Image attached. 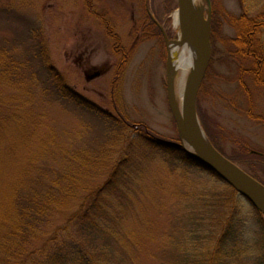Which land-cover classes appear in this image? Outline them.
<instances>
[{"label": "rangeland", "instance_id": "obj_1", "mask_svg": "<svg viewBox=\"0 0 264 264\" xmlns=\"http://www.w3.org/2000/svg\"><path fill=\"white\" fill-rule=\"evenodd\" d=\"M205 7L204 18L209 13L211 21L214 12L219 28L214 45L210 43L206 86L196 97L200 127L224 159L243 157V145L253 154H264V85H257L247 74L250 64L241 65L230 56L227 43L236 34L233 19L264 13V0H205ZM176 10V0H0V54L7 50L21 62V84L0 80V214L18 189L35 180L37 168L49 180L66 156L82 159L95 148L115 145L105 138V129L112 124L101 116L75 103L41 96L43 82L52 84L57 80L55 74L70 90L103 111L140 125V131L153 139L168 143L179 139L183 146L166 97L167 66L177 57L170 56L166 42L180 39L179 27L172 21ZM147 16L155 28L146 26ZM106 22L121 47L131 51L117 81L119 57L113 53ZM31 32L39 39L35 44H40L34 50ZM41 49L40 58L36 50ZM4 55L3 59L7 58ZM47 60L54 73L45 67ZM97 70L104 74L86 80V75ZM115 153L110 154V161H104L113 162ZM177 158L169 147L140 149L134 172L115 192L123 203L118 211L127 215L118 219L116 234L95 243L106 248L110 264L183 261L182 249L190 230L184 207L197 195L223 192L226 187L208 171L191 168ZM104 180L100 175L94 181L99 185ZM123 195L133 199L125 200ZM240 198L241 221L229 241L239 254L226 264H258L261 219ZM65 221V214L57 216L55 226H63Z\"/></svg>", "mask_w": 264, "mask_h": 264}, {"label": "trees", "instance_id": "obj_2", "mask_svg": "<svg viewBox=\"0 0 264 264\" xmlns=\"http://www.w3.org/2000/svg\"><path fill=\"white\" fill-rule=\"evenodd\" d=\"M170 7L169 2L168 10ZM145 24L156 27L148 16ZM232 24L236 34L227 39V43L231 45L228 50L230 56L241 65L250 64L247 74L257 85H264V13L257 17L242 14L234 18ZM105 25L106 34L113 40V53L119 57L115 73L117 81L131 51L122 48L112 27L108 22ZM218 28L216 15L211 12L212 45ZM32 33L34 32L30 33L29 40L34 42V50L40 44H35L39 39ZM28 48L30 49L29 46ZM42 49L36 50L40 58L43 57ZM4 54L7 56L5 59ZM8 54L7 50L0 54V80L21 84L18 80L21 62ZM43 63L48 72L54 73L48 60ZM210 64L211 61L199 88V97L204 92ZM55 76L57 80L52 84L43 82L41 96L66 100L101 116L104 122L112 124L105 129V138L115 145L95 148L89 154H84L82 159L78 155L66 156L62 166L53 172L54 175L49 180H45V174L40 168L36 169L35 180L26 183L25 187H19L18 193L11 198V204L0 214V264H110L106 248L95 243L104 236V239H110L114 232L116 234V228L120 224L118 219L127 215L124 210L118 211L123 203L118 201L115 192L134 172V161L140 149L169 147L185 165L207 171L183 150L179 139L176 143L153 139L146 132L140 131V125H131L119 114L112 115L103 111L70 90L58 74ZM30 77L34 80L33 74ZM241 147V155L245 159L225 157L220 153L264 186V154H253L244 145ZM214 148L219 152V148ZM112 153H115V160L108 164L104 159L110 161ZM100 175H104L105 180L98 185L94 180ZM222 183L226 187L225 191H208L197 195L198 198L187 202L184 207L188 210L190 230L188 242L182 249L183 261L177 264H226L228 260L238 256L239 249L231 246L229 241L241 221L239 209L243 206L242 199L227 184ZM123 196L125 200L130 198ZM113 197L116 198L113 200ZM254 211L260 216L263 228V236L256 242L257 261L258 264H264V216L255 208ZM64 214L65 224L55 226L57 216Z\"/></svg>", "mask_w": 264, "mask_h": 264}, {"label": "water", "instance_id": "obj_3", "mask_svg": "<svg viewBox=\"0 0 264 264\" xmlns=\"http://www.w3.org/2000/svg\"><path fill=\"white\" fill-rule=\"evenodd\" d=\"M176 2L180 37L190 39L198 56L196 67L184 92L181 114L175 104L172 78L167 75V104L183 144L182 148L205 170L227 184L264 216V186L212 148L197 118L196 97L211 58L210 15L208 13L206 18L198 15L193 9L192 0H176ZM196 21L203 24L204 33L201 40H198L192 31V26ZM102 74H104L103 70H97L86 75V80H93ZM204 140L210 149L206 147Z\"/></svg>", "mask_w": 264, "mask_h": 264}, {"label": "bare ground", "instance_id": "obj_4", "mask_svg": "<svg viewBox=\"0 0 264 264\" xmlns=\"http://www.w3.org/2000/svg\"><path fill=\"white\" fill-rule=\"evenodd\" d=\"M192 6L198 15H203L206 9L205 0H192ZM172 21L173 26L176 28L178 26V16L176 12L172 15ZM192 31L196 38L201 40L204 33L203 24L196 21L192 26ZM168 51L172 58L177 54V57L170 60L168 63L167 75L172 78L174 100L177 109L181 114L184 92L197 64V51L188 37H180L178 41L169 43ZM203 142L206 147L209 148L205 140Z\"/></svg>", "mask_w": 264, "mask_h": 264}]
</instances>
